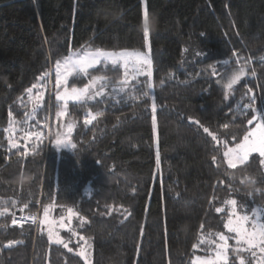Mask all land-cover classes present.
<instances>
[{
	"label": "trees",
	"instance_id": "obj_1",
	"mask_svg": "<svg viewBox=\"0 0 264 264\" xmlns=\"http://www.w3.org/2000/svg\"><path fill=\"white\" fill-rule=\"evenodd\" d=\"M146 5L147 36L143 0H0V264H193L219 233L239 264L228 201L264 217V166L253 153L233 168L224 153L264 110V0ZM147 41L151 77L120 91L121 65L101 61L64 84L103 77L92 99L56 98L55 63L72 51ZM239 65L247 74L227 94L220 77ZM66 135L75 148L56 144ZM45 210L71 217L63 244Z\"/></svg>",
	"mask_w": 264,
	"mask_h": 264
},
{
	"label": "snow or ice",
	"instance_id": "obj_2",
	"mask_svg": "<svg viewBox=\"0 0 264 264\" xmlns=\"http://www.w3.org/2000/svg\"><path fill=\"white\" fill-rule=\"evenodd\" d=\"M143 33L145 36L149 33V12L146 5L145 0V7H144V18H143ZM128 57L134 58V66L136 67V71L138 74H144L151 77L152 74V60L151 57L145 55L142 52H135L131 54L126 53H112V52H105L103 50L97 49L95 52L92 51H85L83 53H73L72 55L66 57L63 61V65L60 62H57L56 69H57V77H63L66 81L67 75L72 74L73 72L79 77L83 74L87 73V69L93 67L94 65L104 62H111L112 64H117L121 60L124 62L125 68L127 69L128 65ZM143 65V67H141ZM215 74V72L213 73ZM245 69L243 67L239 68L238 70H232L226 75L227 79V88L229 90L232 89V86L236 84L242 76H244ZM47 75V74H46ZM255 75V72L252 73ZM104 79L103 77H96L89 86L85 87L82 90H78L73 88L71 90V94L67 93V89H65V93L68 99L76 100V101H83L87 96V99H92L93 96L87 95L89 91V87H94L97 82ZM60 80L58 79V83ZM127 84V77L120 85V91H124V88ZM35 87V85H33ZM103 88V86H102ZM149 88H151V84H149ZM28 93L32 92V88L27 89ZM42 95V94H41ZM96 96L101 95V92L98 91L95 93ZM147 95V93H145ZM59 99L63 100L65 96H59ZM246 108H251L252 105H246ZM153 110L155 108L153 107ZM62 114V113H61ZM102 115V113H101ZM258 120H257V127L255 130L250 131L247 135L244 136L243 143H240L236 146V148H228L225 151L224 155L227 156L228 163L231 167H236L237 163L243 164L245 163L249 155L252 152H256L259 154L260 157H264V110H261L257 113ZM198 124L199 121H196ZM251 123V121H249ZM205 132H208V129H204ZM215 139V137H213ZM60 143V141H57ZM13 147L16 145L13 144ZM69 147V145H65ZM70 147L75 148V145H70ZM215 159V158H213ZM157 163H159V153L157 152ZM261 163H264V160H261ZM251 179V177H249ZM230 205L233 206L232 212L235 215V200L228 201ZM223 209L217 208L216 211L220 212ZM7 209H4L6 212ZM71 211V210H69ZM4 212H0V215H3ZM131 215V213H129ZM45 216L47 217V210H45ZM15 223V221H13ZM250 223L251 227H246L245 225ZM226 227L230 232L236 233L235 239L237 241V245L242 246L236 249V257L239 259V264H245V258L240 255L241 250L250 254L251 258L256 260V264H264V217H262L261 209H256L253 211L252 216L243 215V216H236V219L233 220L231 216L228 218V222ZM219 240L221 243H216L215 240H208L207 243L209 245H215V248L211 249L213 255L209 258L202 259L201 257L196 258V264H228V244L226 237L223 233H219ZM49 238H52V233H49ZM201 242H205L203 239ZM12 242H10L11 244ZM55 243L63 244V241L59 239L58 234L55 237ZM91 245H89L90 247ZM64 247H67V244H64ZM259 253V255H258ZM83 251H81L80 255H83Z\"/></svg>",
	"mask_w": 264,
	"mask_h": 264
},
{
	"label": "rangeland",
	"instance_id": "obj_3",
	"mask_svg": "<svg viewBox=\"0 0 264 264\" xmlns=\"http://www.w3.org/2000/svg\"><path fill=\"white\" fill-rule=\"evenodd\" d=\"M144 7H145V0H143V10H144ZM97 49H92V50H85V51H92V52H95ZM100 50H103V51H105V52H112V53H117V54H119V53H126V54H131V53H135V52H137V51H139V52H142V53H144L145 55H148V56H150L151 57V55H150V46H149V42L147 41V46H146V48L145 49H141V50H135V49H120V50H110V49H100ZM85 51H83V52H85ZM83 52H79V53H83ZM73 53H77V51H72L68 56H70V55H72ZM67 56V57H68ZM128 60H129V62H128V65H127V69L125 68V65H124V62L121 60L118 64H120L121 65V67H122V74H123V81L125 80V77H127V82L128 81H131V80H133V79H136V78H138L139 76H141V75H144V74H138L137 73V71H136V67L134 66V58H132V57H128ZM63 61H64V59L62 60V61H58V62H60L61 63V65H63ZM110 62V61H109ZM56 65H57V62L55 63V71H56V77H57V69H56ZM95 66V65H94ZM141 67H143V65H141ZM241 67H243L244 69H245V73L247 74V68L245 67V66H242V65H239V66H236V67H234V68H232V69H230V70H227V71H224L223 73H222V75H221V77H220V81H221V83H222V85H223V87H224V89H225V91H226V93L227 94H230V92H231V90H229L228 88H227V79H226V75H227V73H229L230 71H232V70H238L239 68H241ZM245 74V75H246ZM245 75L244 76H242L241 77V79L243 78V77H245ZM58 79L60 80V82L58 83ZM240 79V80H241ZM66 80H67V78H66ZM239 80V81H240ZM101 81V80H100ZM238 81V82H239ZM237 82V83H238ZM66 83V81L64 80V78L63 77H57V90H56V98L58 99V100H61V99H59L58 97L59 96H65L66 98L65 99H63V100H61L62 102H63V104L64 105H66V103L67 102H70V101H76V100H72V99H68L67 98V96H66V93H65V89H67V93L68 94H71V90L73 89V88H75V89H78V90H82V89H84L85 87H87V86H89V85H85V86H76V87H71V88H69V87H66L64 84ZM236 83V84H237ZM236 84H234L233 86H232V88L236 85ZM119 88H120V86H119ZM42 92L40 91L39 92V95H38V97H41L42 95ZM257 127V121L253 124V126L248 130V132L245 134V135H247L250 131H253V130H255V128ZM61 136H64V135H61ZM61 136H59V137H57L56 139H55V142H56V144L59 146V147H66L65 145H72V141H71V137H70V135H66V138H61ZM243 140H244V137L242 138V140L240 141V142H238L237 144H235L234 146H231L230 148H236V146L238 145V144H240V143H243ZM57 141H60V143H57ZM71 143V144H70ZM253 153H256V152H252L250 155H249V157L253 154ZM228 157H227V163H228ZM262 160H264V157H262ZM229 164V163H228ZM238 164H240V163H237L236 165H238ZM263 164V166H264V163H262ZM235 215H233V213H232V215H231V217H232V219L233 220H235L236 219V216L238 215V216H243V215H249L250 217L252 216V213L251 212H249V213H246V212H237V211H235ZM33 218L34 217H31V216H29L28 217V219L29 220H33ZM21 219H26V216L25 217H22ZM70 220H71V217H68V218H63V217H59V218H52V217H49V215L47 214V217L45 216V212H44V214H43V221L44 222H47L48 223V227H49V230H50V232L52 233V237L55 239V237H56V235L58 234V236H59V239L61 240L62 239V237H61V234H60V231L63 229V228H66V226H68V224H69V222H70ZM227 222H228V219H227ZM227 222H226V224H227ZM246 227H251V224L250 223H248V224H246L245 225ZM234 233V232H233ZM235 234V236H236V233H234ZM83 249V248H82ZM213 254H211V255H203V256H201V255H199V256H196L195 257V260H194V263L193 264H196V258L197 257H201L202 259H206V258H209V257H211ZM83 256H84V258L89 262V260H88V257L86 256V254H83Z\"/></svg>",
	"mask_w": 264,
	"mask_h": 264
},
{
	"label": "built area",
	"instance_id": "obj_4",
	"mask_svg": "<svg viewBox=\"0 0 264 264\" xmlns=\"http://www.w3.org/2000/svg\"><path fill=\"white\" fill-rule=\"evenodd\" d=\"M72 130H73V127H69V131H72ZM18 220H22V219L20 218Z\"/></svg>",
	"mask_w": 264,
	"mask_h": 264
}]
</instances>
